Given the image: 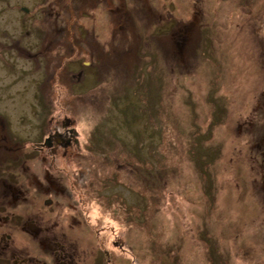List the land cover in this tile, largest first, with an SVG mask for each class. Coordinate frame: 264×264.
I'll use <instances>...</instances> for the list:
<instances>
[{
  "label": "rangeland",
  "instance_id": "374dc122",
  "mask_svg": "<svg viewBox=\"0 0 264 264\" xmlns=\"http://www.w3.org/2000/svg\"><path fill=\"white\" fill-rule=\"evenodd\" d=\"M30 216L59 264H264V0H0V264Z\"/></svg>",
  "mask_w": 264,
  "mask_h": 264
},
{
  "label": "flooded vegetation",
  "instance_id": "af4514ba",
  "mask_svg": "<svg viewBox=\"0 0 264 264\" xmlns=\"http://www.w3.org/2000/svg\"><path fill=\"white\" fill-rule=\"evenodd\" d=\"M192 20L194 21V17L189 22H191ZM188 23L181 25V26H184V33L182 34L181 38H179L177 41H175L176 47L174 45L175 48H174V55L173 56L181 57L183 54L185 56H187V53L189 50V41H190V37H191L190 33L192 32L191 31V25L192 24H188ZM173 25H176V24L174 23ZM188 29H189V31L187 32ZM177 34H178V30H177ZM181 42H182V45L180 46V49L178 50L177 45H178V43H181ZM89 53H90V55L93 54L92 51H90ZM188 55L190 56V51H189ZM52 129L49 130L48 133L46 134L47 135L46 137L50 138L49 144L43 145L42 142H40L35 147L37 150L47 152V154L49 155V159L52 156V154H56L55 153L56 150L53 151L54 148H56L58 146L60 148L63 146H66L70 142V140H73L74 137H76V132H72V130H71V132H67L64 136H62L61 133H58L56 136H54V134H55L54 132H56V131H52ZM68 129H70V128H68ZM45 138H44V140H45ZM41 158L44 161L46 157L44 155H41ZM51 170H52V167L50 164L45 166L44 175H45V179H46L47 184L52 183V181L50 179L51 178L50 177ZM39 184L43 189H46V191L48 193H51L52 186L48 185L47 187H44L42 183H39ZM9 186H14V185H9ZM17 194H19V193H17ZM16 196H14L15 200L17 198ZM24 222H23V225H24ZM26 224H28L29 228H30V229H27V231L29 232V234H31L35 238L37 243H39L41 246H43V248L45 249L44 253H46L47 256L49 257V262H50L49 263L47 259H41V258L37 257L36 255H33V256L29 257L30 263H32V264H59L60 258L66 259L65 261H69V262L73 261L74 262L75 258H74L72 251L70 250V249H72L71 240L69 238H67L65 233L62 232L61 234H58L56 231H53V227H51L50 222L49 223L48 222L42 223V220H38L36 216H30L28 218V221L25 223V225ZM42 238H44V239H42ZM14 262L17 264H24V261L18 257L15 259Z\"/></svg>",
  "mask_w": 264,
  "mask_h": 264
},
{
  "label": "bare ground",
  "instance_id": "6f19581e",
  "mask_svg": "<svg viewBox=\"0 0 264 264\" xmlns=\"http://www.w3.org/2000/svg\"><path fill=\"white\" fill-rule=\"evenodd\" d=\"M193 27V23H192V25H191V28ZM189 31V29L187 30V32ZM190 34H192V32L190 33ZM181 45H182V42L180 43ZM180 45V46H181ZM180 59H181V62H182V64L183 65H185L186 64V59H187V57L183 54L181 57H179Z\"/></svg>",
  "mask_w": 264,
  "mask_h": 264
},
{
  "label": "water",
  "instance_id": "95a60500",
  "mask_svg": "<svg viewBox=\"0 0 264 264\" xmlns=\"http://www.w3.org/2000/svg\"><path fill=\"white\" fill-rule=\"evenodd\" d=\"M49 141H50V139L47 138V139L45 140L44 144H49Z\"/></svg>",
  "mask_w": 264,
  "mask_h": 264
},
{
  "label": "trees",
  "instance_id": "16d2710c",
  "mask_svg": "<svg viewBox=\"0 0 264 264\" xmlns=\"http://www.w3.org/2000/svg\"><path fill=\"white\" fill-rule=\"evenodd\" d=\"M67 121H68V120H67ZM68 122H69V121H68ZM60 125H61V124H60ZM62 125H63V127H66V126H68V125H70V124L67 125V123H65V124L63 123Z\"/></svg>",
  "mask_w": 264,
  "mask_h": 264
}]
</instances>
